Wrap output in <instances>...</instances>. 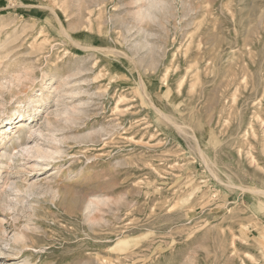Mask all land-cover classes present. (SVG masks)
<instances>
[{"label":"rangeland","instance_id":"obj_1","mask_svg":"<svg viewBox=\"0 0 264 264\" xmlns=\"http://www.w3.org/2000/svg\"><path fill=\"white\" fill-rule=\"evenodd\" d=\"M151 2L0 0V264H264V0Z\"/></svg>","mask_w":264,"mask_h":264},{"label":"bare ground","instance_id":"obj_2","mask_svg":"<svg viewBox=\"0 0 264 264\" xmlns=\"http://www.w3.org/2000/svg\"><path fill=\"white\" fill-rule=\"evenodd\" d=\"M160 1H162V0H160ZM160 1L159 0H152V2H151V6L153 7V9H156V8H154L158 3H160ZM102 2V1H101ZM166 2V1H165ZM97 4V3H96ZM161 4V3H160ZM159 6V5H158ZM157 6V7H158ZM164 8H165V6H164ZM163 8V9H164ZM157 10V9H156ZM161 10V9H160ZM162 11V10H161ZM161 13H164V12H161ZM153 14H155V13H153ZM162 15V14H161ZM58 22H59V20H58ZM59 24H60V22H59ZM62 27V30H63V33L65 34V36H67V37H69V34H68V32L66 31V29L63 27V26H61ZM145 42V41H144ZM148 45V44H147ZM160 47V46H159ZM142 84V83H141ZM143 87V86H142ZM143 90V89H142ZM23 102H24V100H21V101H19L18 102V105L19 106H21L22 104H23ZM152 104V103H151ZM155 106V105H154ZM156 108H157V105H156ZM157 110V109H156ZM159 110V109H158ZM67 113V112H66ZM21 116V115H20ZM69 118V117H68ZM68 120V119H67ZM18 122H19V125H18V129L20 130V128H22L24 125H26L25 123H24V121L23 120H18ZM66 122V121H65ZM18 130V131H19ZM16 134V133H15ZM13 136H15V135H13ZM12 136V137H13ZM15 138V137H14ZM53 150L55 151V152H58L59 150H58V148L57 147H55V148H53ZM54 152V153H55ZM14 185V184H13ZM11 186V185H10ZM34 187H33V184H29V185H27V186H25V188L24 189H19V188H17V186H15V189H12V191L10 192H6V191H3V192H0V196L3 198V200L2 201H0V204L2 205V207L4 208V209H10V210H12L13 208H16V205H18L19 203H22L24 200H21V202H19V196L17 195V192L19 193V191L21 192V191H24V192H26V193H29V194H31V193H33L34 191V189H33ZM248 188V187H247ZM251 190H255L253 187L252 188H250ZM257 189V188H256ZM259 190V189H258ZM1 191V190H0ZM254 192H256V191H254ZM23 194V193H22ZM10 198L11 200H13L14 199V201H16V203H17V201L19 202L18 204H11L10 202H7V200ZM22 198H23V196H22ZM21 198V199H22ZM7 199V200H6ZM9 199V200H10ZM24 199V198H23ZM8 200V201H9ZM5 204V205H4ZM0 205V206H1ZM1 207V208H2ZM96 208V207H95ZM29 230H34V227H31L27 222L25 223V225H24V227H23V230L22 229H20V230H18V231H15V232H13V234H12V242H13V244H11V245H9V249L7 250V251H4V250H2V248L0 247V255H5V256H11V255H13V254H15V253H17L16 252V250L19 248V250H20V247H22V246H25V247H27V245L29 244H27V240H30V239H33V238H31V236H30V234L28 233V231ZM32 233V232H31ZM11 240H9V241H11ZM7 243H8V241H7ZM9 244V243H8ZM5 245H7V244H5ZM7 247V246H6ZM22 248H24V247H22ZM18 253H19V251H18ZM27 261H25L24 263H26Z\"/></svg>","mask_w":264,"mask_h":264}]
</instances>
